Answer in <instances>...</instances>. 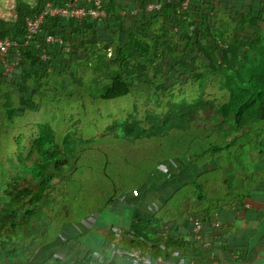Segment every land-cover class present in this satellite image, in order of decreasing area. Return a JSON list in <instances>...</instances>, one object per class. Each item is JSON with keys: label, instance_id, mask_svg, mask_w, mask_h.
<instances>
[{"label": "rangeland", "instance_id": "rangeland-1", "mask_svg": "<svg viewBox=\"0 0 264 264\" xmlns=\"http://www.w3.org/2000/svg\"><path fill=\"white\" fill-rule=\"evenodd\" d=\"M188 17L187 14L183 19ZM219 28L218 41L228 42L229 49L221 53L213 49L210 52L212 60L197 50V66L188 74L173 75L165 65L169 57L183 51L184 45L175 42V46L180 45L176 52L170 47H161L154 56L149 83L143 85L135 81V87L121 98H109L106 93V83L111 81L117 68V63L107 65L106 61L115 57L119 37L110 50H102L95 57V62H85L77 69L78 82L66 73L50 78L51 89L44 87L35 99L40 104L37 112L29 109L19 114L17 108L21 96L13 87L0 83V226L6 228L4 237L0 238V264H44L45 259L57 253L61 246L59 235L76 236V233L81 236L78 248L81 254L84 252V258L98 260L97 253L101 252L103 240L102 232L100 237L95 233L102 229L99 225L103 224L109 211L102 220H85L87 207L80 195L85 193L88 198V194L91 197L97 193L90 190L94 178L102 180L104 185L109 184L105 177L91 175L88 168V163H92L90 160L104 157L102 150L106 143L112 144L110 148L114 146V158L128 162L133 168L142 163L140 170L149 168L146 161L152 154L169 160L170 165L164 164L163 170L177 169L171 176L177 174L179 182L169 181L163 198H152L143 207L162 210L176 200H183L181 211L176 210L172 218L188 219L192 238L193 223L199 219L193 213L202 206H209L199 201L198 194L192 190L193 183L202 182L204 178L205 193L214 203L251 182L264 181V123L255 125L261 127L254 126L245 137L235 132V105L245 95L226 74L230 68L229 57L236 49L233 31L226 20ZM193 30L191 28V32ZM259 59L256 72L263 83L264 54ZM256 101V106L250 107H254L252 110L257 109L261 98ZM149 115L153 120L146 123L145 117ZM174 118L179 119L182 128L170 126ZM138 120L141 124L136 126ZM132 129L134 132L130 134ZM235 134L240 140L232 146L231 153L222 149L215 155L207 153L196 157L192 154L207 143L225 142ZM205 138L208 141H203ZM216 162L220 164L219 168L215 166ZM45 164L48 168L40 175ZM184 164H188L187 168ZM133 171L122 177L123 184L137 180ZM147 184L145 181L140 188H149ZM40 188L52 205L45 209L42 220L40 214L34 219L27 216L34 210L31 206L22 212L11 210L22 205L27 194ZM126 210L122 204L112 206L110 215L116 221L121 219L120 213L123 224L125 219L128 220ZM75 216L76 222L83 226L81 230L75 231L76 226L71 223ZM218 216L213 220L221 224ZM120 231L124 235L130 232L124 225L118 226L113 231L115 239ZM115 245L120 246L117 239Z\"/></svg>", "mask_w": 264, "mask_h": 264}, {"label": "trees", "instance_id": "trees-1", "mask_svg": "<svg viewBox=\"0 0 264 264\" xmlns=\"http://www.w3.org/2000/svg\"><path fill=\"white\" fill-rule=\"evenodd\" d=\"M49 1L63 3V6L67 2V0H42L40 5ZM90 1L92 2L90 3ZM95 1L80 0V6L95 7ZM101 1L103 9L108 15L107 19L94 20L89 17L83 21H77L60 17L50 18L44 24L40 36L33 40L30 45L22 46V73L6 77L0 68V83H6L13 87L21 96L17 108L19 114H23L29 109L32 112L40 110V104L35 99L40 96L39 92L44 87H48V90L51 89L49 81L53 76L56 77L66 73L78 82L77 69L81 68L85 62H95V57L102 50H110L118 37L121 40L115 45V57L106 61L107 65L110 62L117 63L111 81L106 83V93L109 98L124 97L130 88L135 87V81L147 85L150 81L149 71L154 69L152 68L154 56L164 46L170 47L176 52L180 45H184L183 51H180L178 56L169 57L170 60L165 65V69L173 75L188 74L197 66V50L202 51L207 59L212 60L210 52L213 49H217L219 53L229 49L228 42L218 41V32L221 30L219 27L224 25V20H226L229 28L233 31V40L236 45V49L231 52L229 57L230 68L226 72L227 78L241 89L245 95L235 105L233 118L235 132L245 137L253 131L255 125L264 123V82L262 83L261 77L256 72V65L260 62L259 57L264 54V0H194L190 9L185 13H179L178 4L167 3L166 0ZM154 2H162L164 4L163 10L148 13L146 7ZM37 9H31L21 2L17 24L6 21L0 22V38L21 41L24 38L25 30L23 23L27 17L34 16ZM187 14L189 17L184 20L183 17ZM191 28L194 29L192 32ZM175 29H178V31L175 32ZM19 30L22 34L20 38H17L15 34H18ZM48 37L61 38L70 45V50L65 51L58 44L48 45L46 43ZM170 42H173L174 45H169ZM175 42H180V45L177 43L175 46ZM42 48H46L48 52V60L46 61L40 57ZM53 89L62 91L55 86H53ZM260 98L261 101L258 103L257 109L252 110L254 107L252 109L250 107L256 106V100ZM150 116L152 115L145 117L146 123L151 119ZM9 118L12 117L9 115ZM138 124H141L139 120L135 125ZM261 125L255 127L260 128ZM170 126L182 128L183 124L178 118H174L173 124ZM133 132L132 129L130 134ZM238 134L233 135L230 140L225 142L207 143L192 154H196V157H203L207 153L215 155L222 149L231 153L232 146H236L240 140L237 137ZM203 141L208 140L205 138ZM111 145V143H106L104 149H101L104 157L93 158L89 161L92 163H88L89 173L93 176L98 175L99 178L105 177L109 184L104 185L102 180L94 178V185L90 187V190L97 193H94L91 197L88 194V198L84 195L85 193H81V200L85 201L87 207L84 210L85 220H92L93 218H101L102 220L112 206L122 204L130 213L131 232L135 234V239L132 241L125 240L123 246H119V249L125 253H130L133 249L138 248L143 255L152 258L163 257L165 261L173 264H178L181 255L183 257V254L188 252L207 261L208 253L191 236L192 231L188 225L189 220H175L172 218V214L176 210L181 211L183 200H176L173 204L163 207L162 210L143 207V204L152 198L161 200L163 194H166L167 190L165 188H167L169 181L179 182L177 174L171 176L177 169L174 170V168L169 172L164 171L163 165H170L169 160L163 157L156 158L153 154L149 156L147 161L146 157L143 156V159L145 158L144 162L146 161L149 164L150 169L146 166L145 170L144 168L140 170L139 167L142 163L133 168L128 162H122L114 158L112 152L114 146L110 148ZM100 161L101 164L98 163ZM184 165L187 168L188 164ZM215 166L219 168L220 164L216 162ZM47 168L48 164L43 165L39 174L42 175ZM133 169V174H137V180L123 184L122 177L128 176L129 171ZM179 170L184 171L187 169L181 168ZM118 177L120 180H118ZM202 180V182L196 181L193 183L192 190L198 194L200 202L209 206H202L200 210H195L193 214L194 217H198L202 221L205 231L209 230L214 216L228 206L234 203L243 205L249 201H257L260 196H264V181L251 182L250 185L231 192L232 195L229 197H222L223 199L216 200L213 203V199L205 193L204 186L206 183L204 178ZM145 181H148L149 188H140ZM75 185L79 187L78 183ZM79 190L82 189L79 188ZM29 206L34 207V210L29 211L27 216L34 219L40 214L39 218L42 220L45 209L52 205L49 197H46L40 188L27 194L26 201L22 205L12 207L11 210L22 212ZM76 221L75 216L71 222L76 226L75 231L81 230L83 226ZM5 230V226L1 225L0 238L4 237ZM96 231L99 234L103 232V229H97ZM82 233L83 231L80 232V234ZM221 233L223 234V229ZM190 237L191 239H189ZM80 238L79 233H76V236H58V242L61 243L59 251L61 249L64 251L67 248L75 252L72 258L62 259L60 257L58 262L84 264L80 256L81 250L78 248ZM221 239L222 237L219 244H214L213 249L220 260L223 261L227 258L221 256V253L227 250L221 247ZM72 242L73 245H71ZM148 243L154 244L151 250ZM54 256L53 254L51 257L46 258L44 264H56L52 262ZM111 264H116V262L114 261Z\"/></svg>", "mask_w": 264, "mask_h": 264}, {"label": "built area", "instance_id": "built-area-1", "mask_svg": "<svg viewBox=\"0 0 264 264\" xmlns=\"http://www.w3.org/2000/svg\"><path fill=\"white\" fill-rule=\"evenodd\" d=\"M194 0H166L167 3H176L179 6V13L187 12ZM92 1H90L91 3ZM95 7H81L80 0H67L65 5L60 2H47L38 7L36 13L32 17H27L23 23L24 27V38L20 40H13L11 38H0V68L4 76L9 77L13 75H20L22 73V46H28L30 43L37 39L41 32L44 24L50 18L60 17L67 20L83 21L86 18H92L94 20L107 19L108 15L103 9L101 0L94 2ZM164 4L162 2L150 3L146 7L148 13L160 12L163 10ZM48 45L58 44L64 48L65 51L70 50V45L64 42L59 37H48L46 40ZM40 57L42 60H48V52L46 48L40 50ZM211 228L205 231V227L201 220L194 221L193 223V236L200 243L201 247L208 253V260H194L191 264H233L229 260H220L216 255L213 246L218 243L220 238V232L222 225L217 221L213 220L210 225ZM117 244L123 246L126 237L123 232H118ZM115 239V241H116ZM129 256V259L133 264H153L152 259L143 255L138 248L133 249L130 253H125ZM164 264H173L167 262L164 259H160ZM56 264H65L55 261Z\"/></svg>", "mask_w": 264, "mask_h": 264}, {"label": "crops", "instance_id": "crops-1", "mask_svg": "<svg viewBox=\"0 0 264 264\" xmlns=\"http://www.w3.org/2000/svg\"><path fill=\"white\" fill-rule=\"evenodd\" d=\"M40 3L41 0L39 1L37 8L41 6ZM19 7L20 4L18 6V11ZM29 7L33 9L31 6ZM19 32L18 34H15L17 38H20L22 34L20 30ZM253 202L249 201L243 205L241 203H234L219 214H216L219 215V219L221 218L223 229L220 245L224 250H227L226 252L222 251L221 256L226 257L227 260L231 261L233 264H264V196H260L257 201ZM125 213L128 214V220L125 219L122 224V215L119 213L121 219L114 221L109 210V215L103 220V224L99 225V228L103 229L101 236L103 245H101V252L97 253L99 254V258L97 261L90 257L85 259V254L82 252L80 256L83 259L84 264H111L114 261L116 264H133L129 259V256H127L124 251L117 248L114 241L115 236L113 237L114 229L118 226L121 227L124 225L130 231H128L129 235H125L126 240L132 241L135 239V234L131 232L130 213L128 210H126ZM95 234L99 236L98 233ZM117 235L118 233H116V236ZM148 245L150 250L154 246L152 243H148ZM162 247H164V245H162ZM231 250L233 252H230ZM54 255L52 262H55L60 257L62 259L72 258V256L75 255V252L65 248L64 251L63 249L60 251L58 250ZM150 258L152 259L153 264H161L159 260L163 259V257ZM191 259L202 260L203 258L198 256L195 257V255L188 252L183 254V257L181 255L178 264H186Z\"/></svg>", "mask_w": 264, "mask_h": 264}, {"label": "water", "instance_id": "water-1", "mask_svg": "<svg viewBox=\"0 0 264 264\" xmlns=\"http://www.w3.org/2000/svg\"><path fill=\"white\" fill-rule=\"evenodd\" d=\"M39 1L40 0H0V22L7 21L10 23H18V6L20 2H23L35 9L37 8Z\"/></svg>", "mask_w": 264, "mask_h": 264}]
</instances>
